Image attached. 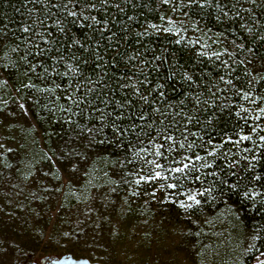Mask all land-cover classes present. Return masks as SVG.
Here are the masks:
<instances>
[{
	"label": "trees",
	"instance_id": "trees-1",
	"mask_svg": "<svg viewBox=\"0 0 264 264\" xmlns=\"http://www.w3.org/2000/svg\"><path fill=\"white\" fill-rule=\"evenodd\" d=\"M64 2L66 0H0V81H7L6 84L0 83V199L8 196L9 201L16 202L24 196L12 186L11 181L30 184L43 180L46 184L51 183V191L28 193L24 196V203L33 210L39 207L43 198L51 197L52 210L56 212L51 222L52 243L100 242L96 223L103 225L112 221L123 202L141 206L147 202L164 208L170 220L185 229L198 228L197 225L205 228L214 218L218 219L213 226L229 229V242L235 245L245 264L264 254V142L259 140V136L264 135V115L260 112L264 108V100L257 99L252 103L245 101L242 94L237 95L241 88L253 91L254 99L264 94V80L259 79L264 77V0H255L254 3L251 0H213L212 6L203 8H189L187 0H183V5L181 0H173L171 4H164L162 0H110L107 11L102 8L85 11L86 15L90 12L98 20L109 21L103 38L99 31L103 24L89 28L91 21L73 18L63 8L54 7ZM217 2L229 13L228 17L217 19L220 15L215 7ZM115 4H119L123 11L114 7ZM81 7L83 5L77 4L73 10L79 11ZM161 16L170 17L175 26L181 28L180 33H156L149 29V35H137L143 33L150 23L161 28L168 26V21H162ZM37 18L44 21V27L55 38L51 50L39 57L35 56L36 49L32 43H23L26 37L33 40L36 32L44 31L34 24ZM57 19L64 26V33L57 31L54 24ZM73 19L77 20L75 24L70 22ZM25 25H33L31 36L22 31ZM73 39L81 44L73 43ZM197 39L201 44H210V50L223 52L227 47L233 57L230 59L225 54L221 60H228L229 68L223 67L221 60L213 58L210 61L201 57L200 44L189 43ZM177 40L180 43H176ZM33 43L46 47L38 37ZM82 44L85 45L83 48ZM241 44L243 48L236 47ZM13 48L17 51H12ZM30 48L33 54L28 56V60L48 68L46 78L27 71L28 64L21 57ZM161 54L167 58L163 63L154 60V56ZM61 56L63 60H60ZM240 60L245 63H237ZM144 61L148 62L147 65ZM68 63H79L82 70L81 75L72 77L73 81H84L88 77L94 82L86 83V88L93 91L84 99L91 102L92 108L99 110L92 112L87 103H81V108L91 118L73 116L79 127L75 123H67L65 117L69 114L58 111L53 103H49L51 100L64 103L65 108L69 106L60 89L55 95L39 91L55 84L66 85L69 77L58 76L57 72L68 71ZM43 68L38 67L37 72L43 73ZM230 70L231 75H228ZM246 70L250 75H246ZM184 73L193 79L186 80ZM145 76L149 81L146 84L143 83ZM220 76L232 80V85H225L219 80ZM252 76L257 80L253 81L254 86H249L247 81ZM29 77L36 88L24 87L29 83ZM133 84H138L139 94L131 86ZM86 88L81 89L82 95ZM140 94L148 97V103L139 98ZM56 96L61 97L59 102H56ZM197 98L199 104L196 103ZM117 102L126 106L119 108ZM21 104L24 108L20 107ZM157 108L159 112L155 111ZM100 111L111 115L101 122L98 119ZM120 113L127 118L118 121V125L129 128L134 122L136 134L142 142H138L137 135L129 131L120 136L118 142L107 143L114 140L111 123ZM141 113L145 116L143 121L138 119ZM257 124L256 132H252ZM101 126L102 132L88 131ZM141 128L146 134H140ZM169 133L177 142V150L173 153L166 151L171 142L163 139ZM238 134L250 135L252 139L241 141L236 146L227 142V136L236 140ZM93 137L95 142L90 146L89 140ZM184 137H187V142L204 144L209 148V139L213 144L224 142L226 148L220 149L221 152L231 149L233 154H237L234 158L239 160V164L231 169L236 175L227 176L213 165L211 169L191 172L177 189H162L160 184L165 183L163 180L140 185L134 183L132 173L140 172L141 168L150 172L151 166H146L148 160L157 159L167 168L169 161L180 159L181 154L191 155V151L178 147L180 142H184ZM150 138L165 144L163 151L167 159L144 153L133 157V153L143 147H148L150 153L154 151L148 143ZM100 140H105L106 144L98 145L96 142ZM245 148L251 151L245 152ZM193 151L205 154L198 146ZM253 155L259 162H253L256 167L249 170L247 164ZM245 156L249 161L243 159ZM216 164L227 168L222 159H217ZM175 175L171 174L168 182H172L171 176ZM197 175L201 180H195ZM253 175L261 176V180H253ZM221 179L235 187L229 190L228 185L220 184ZM213 184L215 189L211 195L205 193L198 197L200 205L191 209L180 206L181 201L191 203L187 201L188 194L211 188ZM249 188L258 195L253 197L249 192L245 196ZM220 189H223V194ZM133 192L137 194L133 195ZM84 207L88 212L85 211L86 216L77 223L74 219L76 211L84 210ZM45 236L44 231L40 238ZM65 251L68 255L60 258L77 256L88 260L86 257H94L90 253L76 251L74 247Z\"/></svg>",
	"mask_w": 264,
	"mask_h": 264
},
{
	"label": "rangeland",
	"instance_id": "rangeland-1",
	"mask_svg": "<svg viewBox=\"0 0 264 264\" xmlns=\"http://www.w3.org/2000/svg\"><path fill=\"white\" fill-rule=\"evenodd\" d=\"M11 184L24 196L34 191H51V183L43 180ZM24 196L16 202L9 201L8 196L0 199V264H52L68 255L65 250L72 247L90 253L94 257L86 258L98 264H245L229 242V229L213 226L218 219L214 218L205 228L197 225L198 228L185 229L170 220L164 208L147 202L142 206L123 202L112 221L96 223L100 242L52 243L51 222L56 212L52 210L51 197L43 198L37 209L29 210ZM85 211L86 207L76 211L77 223L86 216ZM44 231L46 236L41 239ZM249 264H264V254Z\"/></svg>",
	"mask_w": 264,
	"mask_h": 264
},
{
	"label": "snow or ice",
	"instance_id": "snow-or-ice-1",
	"mask_svg": "<svg viewBox=\"0 0 264 264\" xmlns=\"http://www.w3.org/2000/svg\"><path fill=\"white\" fill-rule=\"evenodd\" d=\"M109 2H110V0H98V3L96 2V0H66V2H64L62 4L54 5V7L63 8L67 12L68 16H71L73 18L80 17V18H82L83 21H91V23L88 24L89 28H92L93 25L103 24V28L99 30L101 32V36L103 38V31L105 29H108L109 21L107 19H105L104 21L98 20L97 17L95 15H91L90 12H89V14L86 15L85 11L89 10V9H98V8H102L105 11H107V6H108ZM172 2H173V0H162V3H164V4H171ZM251 2L254 3L255 0H251ZM77 4L83 5V7H81L79 11L73 10V8H75ZM69 5H72L73 7L69 8ZM181 5H183V0H181ZM212 5H213V0H187V6L189 8H191L193 6H199L200 8H203L205 6H212ZM114 7H116L117 9H120L119 4H115ZM215 7L218 8L219 12H220V15L217 17V19H220V16H223V17L229 16V13L227 11H225V9L223 7H221L219 2L215 3ZM120 10L123 11L122 9H120ZM175 10H176V8L174 7L173 11H175ZM237 15H239V12H237ZM160 19L162 21L166 19L168 21V26L161 28V26L158 24L150 23L148 25V28L144 29L143 33H138L137 35L138 36L139 35L147 36V35H149V29L154 30L156 33H170V34L171 33H176V34L180 33L181 28L176 27L175 22L170 17L161 16ZM70 22L72 24H75L77 22V20L73 19ZM34 24L39 26L40 28H43L44 31L36 32L33 40L36 37H38L39 40L43 41V43L46 47L41 48L38 43H33V40H30L27 37L23 40V43L25 45L32 43L33 47L36 49L35 56L39 57L42 54H44L45 51L51 50L50 46L53 43H55V38L52 37L51 32H48V29L44 27V21L37 18V20L34 21ZM54 24H55L58 32H60V33L65 32V28L61 24L60 19H57L56 21H54ZM241 27L243 28L244 25H241ZM22 31L24 33H29V35L31 36L32 32H33V25L23 26ZM249 31H251V29H249ZM45 33H47V35H45ZM180 39L182 40L183 37L181 36ZM73 43L81 44V42L79 40H76V39H73ZM176 43H180V40H177ZM189 43L190 44H193V43L194 44H200L199 55L201 57H207L210 61L213 58H215L216 60H221L222 55H225V54L228 55L230 59L233 57V53L230 52L227 47H225L223 49V52H221V51L210 50L211 45L207 44V43L201 44V41L199 39H197L196 41H190ZM233 44H235V41H233ZM84 46L85 45H83V44L81 45L82 48ZM236 47L243 48V45L242 44L237 45ZM12 51H14V52L17 51V48H13ZM32 54H33L32 49L30 48L25 53V55L23 57H21V59L24 60L28 64L27 71H30V72L36 74L38 77L46 78L49 74V69L43 68V64H40L39 62L34 64L31 61H29L28 56L32 55ZM63 59H64V57L61 56L60 60H63ZM75 59L78 60L79 58H75ZM166 59L167 58L164 57L162 54L160 56H154V60H159L161 63H163ZM144 63L147 65L148 62L144 61ZM237 63L244 64L245 61L240 60V61H237ZM221 64L223 67L229 68V61L228 60H221ZM38 67L43 68V73L37 72ZM66 67H67L68 71H65L63 73L57 72L58 76L69 77L68 83L66 85H64L62 87L60 84H55L54 87L42 88V89H39V91L47 92V93H50L52 95H55L56 90L60 89L62 95H64L65 101L68 102L69 106L67 108H65L64 103H55L51 100L49 101V103H53L54 107H56V109L58 111L66 112L69 114L65 117V120L67 123H69V124L75 123L76 126L79 127L80 126L79 122L73 121V119H72L73 116H81V117L86 118V119L91 118L89 113L86 112L85 109L81 108V103H87L88 108L92 112L99 111L98 109L92 108L91 102H85V99H84L85 95L90 94L93 91L92 88H86V83H94V82L91 81L88 77H85L84 81H80V80L73 81L72 80V77L82 74V70L79 67V63H76V64L68 63L66 65ZM141 71H143V70L141 69ZM70 73H71V76H70ZM24 75L27 76V72H25ZM228 75H231V70L229 71ZM246 75H250L249 73H247V70H246ZM184 78L188 81H191L193 79V77L191 75H189L188 73H184ZM28 79H29V83L25 84L24 87L36 88V85L31 83V77H29ZM259 79L264 80V77H260ZM219 80L224 82L225 85H232V80H225L224 76H220ZM255 80H257V77L252 76V78L247 81L248 85L254 86L253 81H255ZM148 82L149 81L147 80V76H145V80L143 81V83L146 84ZM0 83L6 84L7 81H0ZM131 86L135 89V92L137 94L140 93V88H139L138 84H133ZM159 87H163V85H159ZM82 88H86L84 95L81 94ZM240 94H242L243 99L245 101H251L252 103H256L257 99L264 100V94H261L260 96H258L254 99L253 98L254 92L253 91H243V88H241L240 92H237V95H240ZM160 95H161V97H163L164 93L161 92ZM212 95L214 96L215 93H212ZM139 98L141 100H143L145 103H148V97L147 96L140 94ZM60 99H61L60 96H56V102H59ZM196 103L197 104L200 103V100L198 98L196 100ZM117 105L119 108H124L126 106L124 104H120L119 102H117ZM20 107L24 108V105L21 104ZM105 107H107V103H105ZM155 111L159 112L160 109L157 108V109H155ZM245 111H247V110H245ZM260 112L262 115H264V108H261ZM107 115H111V113L106 114L103 111H100V115H99L98 119L101 122H103V121H105ZM132 115H135V113H133ZM162 115H163V113H162ZM177 115H179V113H177ZM237 115H240V114L237 113ZM125 118H127V117H125L124 113H120L112 121L111 127L113 129L114 140L107 142V143L118 142L119 137L123 136L124 133L129 132V131H131L134 135H137L136 134L137 125L134 122L130 124L129 128H123V127L118 125L117 122L121 121L122 119H125ZM138 119L143 121L145 119L144 114L141 113L138 116ZM191 119L192 118H189V121H191ZM256 119L259 120L260 117H257ZM257 127H259V124H257L256 127H253L251 129V131L256 132ZM88 131L89 132H93V131L102 132L103 126H101V128H99V129H88ZM185 131H187V129H185ZM140 134H146V133H144L143 128H141ZM158 135H160V134L158 133ZM192 135H198V134L192 133ZM238 135H239V138L236 140H233L232 136H227L226 137L227 142L236 146V145H239L241 143V141H249L252 139V137L250 135H240V134H238ZM163 139L165 142H171V143H168L166 151L168 153L176 152L177 142L175 140V137L171 133H169L167 135H164ZM259 140L264 142V135L259 136ZM137 141L142 142L139 140V135H137ZM94 142H95V138L93 137L92 139L89 140V145L91 146ZM96 143H98V145H105L106 141L100 140ZM148 143L150 145H152V148L154 149V151H152L150 153V149L148 147H143V148H140L139 151L134 152L133 157L134 158L140 157L141 154L144 153V154H152L158 158L163 157L164 159H167V156H165V152L163 151L165 149V144L157 143L155 141V138H150ZM207 144L211 145V148L207 147L204 144L195 145L194 142H187V137H184V142H180L178 144V147H179V149L185 150L186 152L191 151L192 152L191 155L181 154L180 159H172L171 161H169V165L167 168H165L164 165L161 162H159V160H157V159L148 160V161H146V166L147 165L151 166L150 172H145L144 168H141L140 172L132 173V175L135 177L134 183L136 185H140L142 182L143 183H149V182H159V181L163 180V181H165V183L160 184V187L162 189L165 187L170 188V189H177L178 186H180V182L182 180L188 179L189 174L191 172H199L200 169H204V168L211 169L213 167V165H216V167L219 168L220 171L223 172L227 176L236 175V173L232 172L231 169L233 167H235L237 164H239V160L234 158V156L237 154H233L231 152V149H228L226 152H221L220 149L226 148V144L224 142H221L220 144H213L212 140L209 139ZM197 146L201 147V149L205 153L204 155L197 154L193 151L194 148ZM9 151H11V150L9 149ZM244 151L250 152L251 149L245 148ZM209 158H211V159H209ZM124 159L127 160V156H125ZM217 159H222L224 161V164L227 165V168L216 164ZM243 159L246 161H249V158L247 156L243 157ZM229 161H231V162L229 163ZM128 162L132 163V161H128ZM253 162H257V163L259 162L258 157L255 155H253L251 157V160L248 162L247 169H249V170L255 169L256 163H253ZM73 170H75V166H73ZM141 173H144V174H141ZM173 173L176 175L171 176L172 182H168L170 179V175ZM213 175L215 176L216 173H213ZM56 178L58 179L59 177L57 176ZM252 179L255 181H260L261 176L253 175ZM195 180L199 181V180H201V177L199 175H197V176H195ZM113 182L115 183L116 181H113ZM125 182L127 183L128 181H125ZM220 184L221 185H228L229 190H232L235 187V185L228 184V181L226 179H221ZM214 189H215V184H213V186L211 188L203 189V191L197 190V191L191 192L190 194L187 195V201H190L191 203H185L184 201H181L180 206L182 208H185V209H191V208H193L194 205L198 206L201 204V199H199L198 197H203L205 195V193H207L208 195H211ZM220 191H221V194H223V189H220ZM249 192H251L253 197L258 195V193L253 191L251 188H249L248 191H246L244 193V195L248 196ZM135 194H137V193L133 192V195H135ZM152 195H153V197H155L154 192L152 193Z\"/></svg>",
	"mask_w": 264,
	"mask_h": 264
},
{
	"label": "water",
	"instance_id": "water-1",
	"mask_svg": "<svg viewBox=\"0 0 264 264\" xmlns=\"http://www.w3.org/2000/svg\"><path fill=\"white\" fill-rule=\"evenodd\" d=\"M60 262L62 264L67 263V264H98V263H91L86 259H75L73 257H62L60 259Z\"/></svg>",
	"mask_w": 264,
	"mask_h": 264
},
{
	"label": "flooded vegetation",
	"instance_id": "flooded-vegetation-1",
	"mask_svg": "<svg viewBox=\"0 0 264 264\" xmlns=\"http://www.w3.org/2000/svg\"><path fill=\"white\" fill-rule=\"evenodd\" d=\"M60 259H61V258H59L58 260L52 261V264H62V263L60 262ZM64 264H67V263H64Z\"/></svg>",
	"mask_w": 264,
	"mask_h": 264
}]
</instances>
